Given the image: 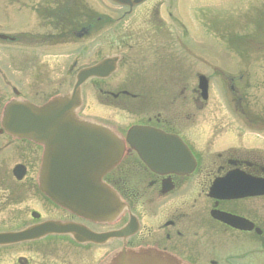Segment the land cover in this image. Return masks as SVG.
<instances>
[{
    "label": "flooded vegetation",
    "instance_id": "flooded-vegetation-1",
    "mask_svg": "<svg viewBox=\"0 0 264 264\" xmlns=\"http://www.w3.org/2000/svg\"><path fill=\"white\" fill-rule=\"evenodd\" d=\"M32 1L37 9L36 15L42 19V28L48 29L43 21L56 16L50 7L57 5L59 14L56 18L61 23V29L64 28L67 18L63 11L70 10L68 0ZM146 3L150 8L145 15L155 16L144 23L135 22L136 27L144 25L146 29H135L132 33L146 37L153 47L137 49L163 50L164 45L159 44L164 43L167 32L162 29L164 25L158 15L163 2L147 0ZM42 6L49 9H42ZM115 33V30L100 31V57L110 49L103 38ZM64 40L60 38L59 42L64 43ZM26 48L23 46L19 55L22 63L18 93L23 99L29 97L36 104H42L50 97L51 86L68 85L74 70L86 61L88 54L87 48L83 47L81 52L72 54L70 51L65 58L62 55L56 58L41 50L47 47H39L32 54ZM146 53V57L141 53L132 56L129 78L119 77L126 69L118 66L116 73L107 79H93L87 85L93 89L98 87L99 104L119 109L133 117L131 126H148L172 136L177 143L178 140L182 142L193 158V168L190 166L183 172L168 168L154 172L145 167L137 154L125 145L118 165L102 178L124 203L123 211L110 225L100 224V221L92 223L44 200L37 181L42 154L40 146L0 132V138H3L0 140V159L16 157L18 161L15 165H22L25 169L24 176L19 180L11 171L4 173L0 169L1 212L15 198L19 204L30 202L37 207L12 211L2 218V224L24 227L39 220H59L86 227L97 236L94 243L84 244L76 243L71 235L23 243L15 248L3 249L0 264H100L120 249L136 248H154L187 264H264V194H258L264 188V142L256 148L250 147L247 136L250 129L264 133V105L260 107V103L251 102L245 92L239 99L238 95L234 96L233 101L241 103L239 121L245 130L242 134L239 132L242 142L236 145L232 137L235 133L228 132L227 127L200 125L201 122H214L213 116H199V110L169 109L170 96L166 87L184 82L182 67L169 66L163 59L159 62L160 55L156 52ZM57 68L59 78H56ZM30 83H39L49 89L35 90L34 86L28 87ZM125 83L130 86L128 92L121 89L111 91L112 87ZM230 90L234 91L232 87ZM5 99L6 93L0 90V103ZM129 127L114 126L121 137L125 136ZM232 172H235V180L221 183ZM216 183L219 190H211ZM229 187L243 188L248 195L227 199L222 190ZM32 212L40 215L39 220L32 219ZM131 220L136 230L133 231L132 227L126 234L100 244V233L120 231Z\"/></svg>",
    "mask_w": 264,
    "mask_h": 264
},
{
    "label": "water",
    "instance_id": "water-1",
    "mask_svg": "<svg viewBox=\"0 0 264 264\" xmlns=\"http://www.w3.org/2000/svg\"><path fill=\"white\" fill-rule=\"evenodd\" d=\"M120 4H135L126 0H113ZM100 66L84 70L78 75L77 82L70 95L55 98L42 107L29 104L11 103L3 116L2 127L9 133L44 142L46 151L40 171V181L50 199L63 208L73 210L82 216L97 218L100 201V220L107 219L117 203L115 198L100 183L99 177L119 160L121 145L110 135L100 130V136L90 129H78L87 126L70 120V110L79 102V85L87 76L99 75ZM70 128L73 131H68ZM134 130H130L132 133ZM75 142L70 139L74 134ZM139 135V134H138ZM100 137V138H99ZM58 141H56V140ZM130 142H139L134 146L143 161L146 144L129 138ZM151 167V165H149ZM100 196V197H99ZM54 230L63 231V227H49L26 230L18 234H1L0 244L20 241L32 236H44ZM107 264H180L173 258L155 252L122 253Z\"/></svg>",
    "mask_w": 264,
    "mask_h": 264
},
{
    "label": "rangeland",
    "instance_id": "rangeland-1",
    "mask_svg": "<svg viewBox=\"0 0 264 264\" xmlns=\"http://www.w3.org/2000/svg\"><path fill=\"white\" fill-rule=\"evenodd\" d=\"M2 1L3 0H0V13L3 8ZM84 1L87 2L89 7L96 11L98 14H100V11H102V3H107L105 0ZM173 2L174 5L170 11L172 13L173 18H177V20L182 22L184 30L187 33L184 37V39H186V41L184 42L188 44L184 46L185 50L181 48L176 50L175 47H172L171 51L173 53V56H175L179 61L184 60V66L186 68L188 67L189 70L185 71V73L188 74L189 78H191L189 79V86L192 87V85H195L196 83V81L193 79L194 75L200 73L208 76V74H210V66H213V64L216 65L217 68L221 67V70L219 71V73L221 74L227 73L228 75H233L236 72L240 71L236 69L238 67L237 65H240L239 57L235 56L230 50H226L227 47L224 45V41H220L210 33L209 34L212 35L213 38H211L208 34H204L203 29L200 26L202 22H200L199 20L202 17L200 18L199 14L208 11L213 13L214 10L216 15L217 26L225 27L227 25L230 26L233 23H237L240 25L242 19L246 18V16L242 15L241 13V8L243 7V5L247 4L249 7L250 4L251 8L248 11L247 17L254 18L258 11L260 12L264 9V2L262 0H174ZM116 7L117 6H113L111 8L112 11L117 10L118 7ZM170 7L171 6H168V8ZM26 8L28 7L26 6ZM146 8H148V6ZM232 10H234V12H232ZM167 11L168 10L163 7L161 10L158 11V15H160L163 20L169 23L170 21L167 18L163 17L166 15ZM237 11H239V13ZM20 19L22 20L20 27H25L27 25V20H31L32 16L29 15V12L26 9V11H24V16L20 15ZM255 22H262V19L259 15L256 16ZM18 23V19H7L6 17L3 18L0 15V33H5L10 30H17ZM241 30V27L239 29V27L236 26L234 28L233 33H231L230 31H228V33L230 32V34H232L233 36H239L241 35V32H243ZM9 33L16 32L11 31ZM257 38L259 37L257 36ZM176 47L179 46L176 45ZM15 48L17 47H6V45L4 44L0 45V70L2 68H6V64L4 63L6 54L4 53L16 52ZM10 56L12 58H15V53ZM258 62L264 63V60L262 59ZM4 70L5 69L1 70V74ZM57 71L59 72V70ZM248 72L250 73L251 78H264V71L261 69L253 68L250 69ZM59 73L57 74L56 78H59ZM219 83V78L215 77L213 74L210 80V84L214 89L212 88V90L210 91V99L208 100L204 110L215 111L219 119H222L225 124L227 121V114H225L224 111L227 110V106L225 104V101L222 100L219 95H217L216 86ZM255 83H251V85H255ZM258 86L259 85L256 84L255 87ZM260 97L261 99H258L259 94L255 93L250 97V99L256 102H260L261 104L264 99L262 94H260ZM94 112H96V110ZM121 116L123 117V115ZM123 118L124 119H117L120 124H127L130 122L129 118ZM249 137L250 139H258L259 141L262 140L261 135L258 136L250 133ZM14 161L15 160L13 159H8L3 162L2 167L5 170H8ZM26 207L32 208L34 206L31 203L26 202L24 208ZM13 209V206H7L6 210H4L3 212H1L0 209V226H2V218L11 213Z\"/></svg>",
    "mask_w": 264,
    "mask_h": 264
}]
</instances>
